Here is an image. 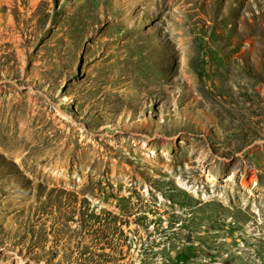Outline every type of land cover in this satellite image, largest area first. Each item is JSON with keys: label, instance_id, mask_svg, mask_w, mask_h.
Masks as SVG:
<instances>
[{"label": "rangeland", "instance_id": "obj_1", "mask_svg": "<svg viewBox=\"0 0 264 264\" xmlns=\"http://www.w3.org/2000/svg\"><path fill=\"white\" fill-rule=\"evenodd\" d=\"M0 264H264V0H0Z\"/></svg>", "mask_w": 264, "mask_h": 264}, {"label": "bare ground", "instance_id": "obj_2", "mask_svg": "<svg viewBox=\"0 0 264 264\" xmlns=\"http://www.w3.org/2000/svg\"><path fill=\"white\" fill-rule=\"evenodd\" d=\"M178 185H179L181 188H183L184 190L193 193L195 196L197 195L196 189L192 188L191 186L187 185L186 183H184V182L181 181V182H178ZM201 196H202V195H201ZM203 198H204V199H208L209 196H207V195L204 194V195H203Z\"/></svg>", "mask_w": 264, "mask_h": 264}]
</instances>
